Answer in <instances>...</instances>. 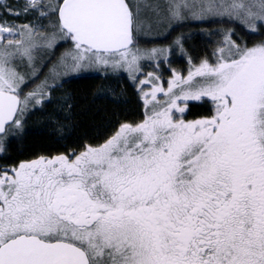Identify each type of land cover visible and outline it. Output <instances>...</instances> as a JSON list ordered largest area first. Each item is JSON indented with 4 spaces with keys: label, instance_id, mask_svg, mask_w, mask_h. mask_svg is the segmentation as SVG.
I'll return each instance as SVG.
<instances>
[{
    "label": "snow or ice",
    "instance_id": "obj_1",
    "mask_svg": "<svg viewBox=\"0 0 264 264\" xmlns=\"http://www.w3.org/2000/svg\"><path fill=\"white\" fill-rule=\"evenodd\" d=\"M174 7L224 9L253 30L257 21L264 27V0ZM55 11L63 36L93 52L90 62L107 64L100 52L127 58L120 50L132 44L134 21L126 0H60ZM12 31L0 22V33ZM226 41L228 57L177 75L167 92L156 88L153 100L180 91L142 122L71 157L0 170V264H264V43L241 49ZM5 64L0 133L9 121L20 124L13 117L23 78ZM204 98L210 118L174 117Z\"/></svg>",
    "mask_w": 264,
    "mask_h": 264
},
{
    "label": "trees",
    "instance_id": "obj_2",
    "mask_svg": "<svg viewBox=\"0 0 264 264\" xmlns=\"http://www.w3.org/2000/svg\"><path fill=\"white\" fill-rule=\"evenodd\" d=\"M17 3L19 0H10ZM56 0H45L38 8L28 7L33 17H11L20 25L36 24V39L41 38L42 29L48 32L49 24L57 22ZM60 3V0H58ZM23 3L17 7L25 8ZM4 14L11 15L8 11ZM12 16V15H11ZM36 21V23H35ZM39 35V37H38ZM38 37V38H37ZM226 37L239 47H253L264 43V27L256 33L243 25L226 20L201 22L174 27L161 40L137 41L143 49H169L168 57L162 60L163 74L167 77L173 69L185 71L190 65L203 61L214 63L221 55V48H229ZM179 41V43H177ZM71 39H65L48 50L36 77L24 84L17 95L22 100L17 119L19 126L12 124L5 135L0 136V170L18 167L21 162H30L41 157L59 155L71 157L84 151L85 146H99L113 136L123 124H137L147 114L140 76L109 67L107 71L67 76L53 81L55 86H43L46 75L61 57L72 49ZM43 46V45H42ZM131 47V48H132ZM44 49V46L43 48ZM45 50V49H44ZM155 62L148 60L139 64L143 74L153 71ZM48 89L41 90L39 86ZM142 89V90H141ZM33 99L28 102V97ZM47 98L37 102L41 97ZM25 101L27 103L25 104ZM185 120L210 118L214 114L210 100L187 104Z\"/></svg>",
    "mask_w": 264,
    "mask_h": 264
},
{
    "label": "rangeland",
    "instance_id": "obj_3",
    "mask_svg": "<svg viewBox=\"0 0 264 264\" xmlns=\"http://www.w3.org/2000/svg\"><path fill=\"white\" fill-rule=\"evenodd\" d=\"M45 0H37L35 7L29 6L31 8H38L43 4ZM133 13V24H134V37L137 41L143 40H156L165 39L171 29L180 25L196 24L201 22H209L216 20H226L231 23H236L243 25L249 32L256 33L260 30L261 23L257 21L255 23V30L250 27V21L242 17H236L235 15H229L224 9H215L213 12L202 11L199 7L192 8L186 7L177 10L174 6L177 3L186 2L189 5L201 3H207L208 0H126ZM25 3L29 5V0H19L17 3H12L10 0H0V22H6V24L12 27L13 31L11 33H0V36L10 37L14 42L12 44L7 43L6 40L0 39V64H4L7 60V64L4 66L10 70L15 71L22 77V81L19 83L16 93L19 89L34 79L38 74V70L47 59V51L53 50V48L60 42L64 41L65 38L61 32L58 20L57 12V22L55 24H49V31H44L42 29L41 38L36 39V32L34 30L35 25H38L39 21H35L36 24H31L26 22V24L20 25L16 20L11 17H33V11L31 12L29 8H19L17 5L19 3ZM216 3H227L229 0H215ZM246 2L256 3L257 0H246ZM59 4L58 0L55 1V7ZM10 8L13 12H19L17 15H5L4 11ZM255 10V9H254ZM178 11V15H174ZM24 25H28V28H24ZM23 33V35H20ZM39 37V35H38ZM37 37V38H38ZM19 40V43L16 41ZM44 46V49L43 46ZM72 49L65 53L61 59L56 62L52 68L49 70L45 77L43 86H47L53 81H60L67 76H79L86 73H99L101 71H107L109 67H115L132 77L140 76L139 88L144 89L142 91V100L145 102L147 108V114H150L153 109L161 110L166 107L169 98L173 96L174 93H179L180 88H173V93L165 95L169 84L175 80L176 76L179 75L182 78H186L189 71L195 70V67H199L201 63L197 65H190L185 71L173 69L169 72L167 77H164L162 60L166 59L169 54V49H143L138 46V43L134 47L125 50L128 52L127 58H122L119 53H98V55L104 57L108 60L107 64H102L98 62H90L88 58L93 56V52H83L82 49L75 47V42H71ZM28 49V52H25ZM229 48H225V52L221 55L218 54V58L214 63L208 62L210 65H215L218 63L222 57H228ZM139 50V51H137ZM155 50V52H153ZM234 51V49H233ZM133 55H136V60L129 67V61H132ZM81 56L85 59H79ZM152 60L155 62L153 68L154 70L143 74L139 69V64L143 61ZM78 65V66H77ZM201 79L200 77L196 78ZM39 86L41 90H47V87ZM55 86V83L50 84L48 87ZM187 87V85H184ZM156 88H163L165 92H156V99H152V94ZM141 89V90H142ZM46 97L38 98L36 101L39 102ZM28 102L33 99V95L28 97ZM203 100H208L204 98ZM202 100V101H203ZM147 101V103H146ZM201 102V101H188L187 104ZM185 102L177 100V104L183 106ZM174 117H182L185 120L186 111L184 113L176 112L173 110ZM204 119V118H200ZM198 120V119H197ZM187 121V120H185ZM194 121V120H189ZM38 160V159H36Z\"/></svg>",
    "mask_w": 264,
    "mask_h": 264
},
{
    "label": "water",
    "instance_id": "obj_4",
    "mask_svg": "<svg viewBox=\"0 0 264 264\" xmlns=\"http://www.w3.org/2000/svg\"><path fill=\"white\" fill-rule=\"evenodd\" d=\"M126 3L128 4V2L126 1ZM129 5V4H128ZM129 8H130V6H129ZM130 11H131V8H130ZM132 12V11H131ZM58 17H59V14H58ZM60 22V21H59ZM134 44V28H133V32H132V44H130L129 46H128V49L132 46ZM125 49H121L120 51H124ZM17 95V94H16ZM19 97V96H18ZM19 99H20V101H21V98L19 97ZM20 108H21V103H20V105H18V107H17V111H16V114H15V116L13 117V120H16L17 119V117H18V114H19V111H20ZM13 124V122L12 121H9V122H7L6 124H5V132H3V133H0V136H3V135H5L6 134V132H7V130H8V128L11 126Z\"/></svg>",
    "mask_w": 264,
    "mask_h": 264
}]
</instances>
